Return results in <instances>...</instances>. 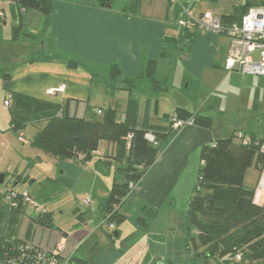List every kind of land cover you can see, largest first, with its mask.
<instances>
[{"label": "crops", "instance_id": "0c3cea01", "mask_svg": "<svg viewBox=\"0 0 264 264\" xmlns=\"http://www.w3.org/2000/svg\"><path fill=\"white\" fill-rule=\"evenodd\" d=\"M115 1H118L116 7ZM182 2L111 0L106 4L100 0H52L50 24L45 33L50 40L49 52L40 55L31 49V33L28 32L29 37L21 38L18 35L17 39H13L14 47L0 56V93L3 101L10 100L6 105L9 129L19 138L21 136L22 143L30 145L31 138L44 125L47 117L68 114L89 118L88 108L104 110L118 102L121 118L130 96L138 101L137 116L140 122L158 125H167V116L176 108L217 120L226 117L228 113L225 111L231 109L228 104L226 109L222 101H236L237 109L240 107L237 99H241V96L247 103L253 86L261 81L260 78L258 75L224 69L229 47L226 35L178 27L175 20ZM244 4L264 7V0H201L194 5V10L197 13L211 12L222 18L231 16L234 8ZM0 14L4 16V12ZM21 47L24 49L21 50ZM148 60L154 61L155 79L165 80L164 86L153 92L149 83L140 81L134 84L130 92L123 79L136 77ZM113 61L120 68L118 82L108 79ZM60 83L66 85L63 93L46 94V89ZM259 95L257 89V102L252 104V109L258 110ZM244 105V110H249L247 104ZM255 116V113H251L247 118L252 120ZM11 124H25V127L17 132L11 128ZM28 126L33 130L25 139L23 135ZM249 127L248 124L241 131L248 139V135L253 134L248 131ZM215 137L212 130L197 125L184 126L179 131L171 132L163 142L155 163L132 188L131 196L149 190L156 193L157 190L169 191L172 188L186 189L187 195H191L200 165V147L214 141ZM111 148L107 142L101 141L91 159L97 158L96 163L89 160L82 164L72 159L52 157L51 170L44 172L48 174L45 178L47 182L44 188L39 189L36 198L41 202L51 199L59 191L64 192L62 186L72 191L86 174L92 179L91 187L94 190L93 184L99 174L96 168L101 163L110 164L104 154ZM23 177L18 181L30 179L29 176ZM254 185V202L261 205L264 202V173L259 177L257 174ZM5 187L9 188L8 184ZM53 187L56 189L51 190ZM100 194L102 197L97 203V215L86 213L83 218L77 216V222L72 225L75 231L70 232L54 229L53 224L51 227L38 224L32 220L28 208H21L20 212L15 213L4 201L8 219L4 231H0V238L28 240L48 250H53L59 243L62 245V264H72L74 255L87 242V259L83 260L86 264H147L150 254L145 244L140 240L124 245L131 236L124 229L110 236L111 239L122 237V246L110 243L105 244L107 251L100 249L98 245L102 243L104 233L99 229L107 227L100 221L98 208L106 194ZM89 196L93 200V191ZM0 208H3L0 209L1 215L5 208ZM87 222L91 223L92 228ZM139 228L135 230V237L139 235ZM43 235L45 238L42 240ZM163 263H166L164 258L155 260V264Z\"/></svg>", "mask_w": 264, "mask_h": 264}, {"label": "trees", "instance_id": "16d2710c", "mask_svg": "<svg viewBox=\"0 0 264 264\" xmlns=\"http://www.w3.org/2000/svg\"><path fill=\"white\" fill-rule=\"evenodd\" d=\"M11 1L17 4L18 10L31 9L40 13L43 16L42 33L47 32L52 0ZM100 2L108 4L111 0ZM249 6L244 4L236 7L231 16L220 19L224 23L238 22ZM2 22L0 14V23ZM18 30L14 28V40L19 35ZM154 72L155 63L148 60L136 77L125 78L123 82L130 92L134 84L140 81L149 83L155 92L164 86L165 80L155 79ZM119 77L120 68L118 63L113 61L110 64L108 79L118 82ZM87 111L89 118L68 114L45 118L44 125L37 129L30 145L51 157L72 159L82 164L92 159L101 141L112 147L104 156L121 164L120 168H116L122 172L123 178L121 182L113 178L108 195L98 204L100 221L107 227L112 224V228L114 223L125 220V215L120 211L121 205L132 188L143 178L146 170L155 163L163 142L171 132L181 129H173L171 117L175 115L182 120L192 117V125L204 129H210L212 124L209 116L188 113L182 108H176L167 116V125L140 122L137 116L138 101L133 96L128 98L121 118L118 102L104 110L95 111L88 108ZM24 127L25 124H11V128L17 132ZM147 134L153 136L155 143L146 138ZM248 136L249 139L241 132H233L230 137L218 138L200 147V165L196 183L188 198L186 217L189 234L186 246H191L192 250L188 264H264V202L261 205L256 204V187L244 184L248 168L253 167L258 177L264 173V138L257 139L253 134ZM10 190L18 194L15 205L6 202L10 210L17 213L21 208H28L34 222L52 226V215L46 206L37 202L45 208V212L28 207L21 199L22 192L11 187L4 188L3 197ZM75 211H78L76 214L79 218H83L87 213L86 210ZM137 225L147 226L142 218L137 221ZM26 241L28 242L0 238V264L10 255L14 245Z\"/></svg>", "mask_w": 264, "mask_h": 264}, {"label": "rangeland", "instance_id": "374dc122", "mask_svg": "<svg viewBox=\"0 0 264 264\" xmlns=\"http://www.w3.org/2000/svg\"><path fill=\"white\" fill-rule=\"evenodd\" d=\"M115 1L114 7H116ZM0 12H4L2 17L3 22L0 23V56L9 52L13 45L14 28H18L19 36H30L31 49L38 54H47L49 52L50 40L42 33L43 16L31 9L22 10L18 13V6L11 0H0ZM30 32V33H28ZM33 37V38H32ZM16 43V42H15ZM19 45V44H18ZM24 49L21 47V50ZM261 81H258L253 86V91L247 103L244 101V96L237 99L239 108H236L237 102L222 101V105L226 109L228 104L231 109L225 111L228 113L226 117H221L217 120H212L210 130L216 136L215 139L230 137L233 132H241L243 128H247L249 124V132H253L255 138H264V76H257ZM259 95L258 110L252 109L253 103L256 104V92ZM95 91V89L93 90ZM227 102V103H225ZM167 103V102H166ZM244 103L247 104L249 110H244ZM169 105V102L167 103ZM235 110V111H234ZM240 113V115H238ZM255 113L257 116L251 120L247 118L249 114ZM242 114L248 115L244 116ZM238 115V116H237ZM235 116V117H234ZM32 127L28 126L23 138H27L31 134ZM242 133V132H241ZM163 146V145H162ZM110 159V160H109ZM105 159L109 163H101L96 170L98 171L97 181L92 189V179L86 176L82 177L76 188L72 191L62 186L64 192L59 191L53 198L41 200L37 199L38 203H42L51 212L53 219V227L63 231H75L72 225L77 222L76 208L80 210H88V215H97V203L101 199L102 194L108 195L113 178L117 182H121L123 178L122 172L117 168L120 163L115 162L113 158ZM52 157L45 155L40 150L30 146L27 142H21V139L9 129V113L5 100L0 93V173L5 174V180L0 184V207H4L5 211L0 215V231H4L7 224L8 212L5 202V195L2 196V191L8 184L9 187L19 192H27L36 199L40 188H44L46 176L45 171L51 170L50 164ZM92 161L98 162V159ZM117 167V168H116ZM30 177L29 180L18 179ZM92 177V176H91ZM90 177V178H91ZM33 180V181H31ZM257 180V172L253 167L248 168L244 177V184L248 187H254ZM182 184V183H181ZM81 187L83 189H81ZM56 187L51 188L55 190ZM93 191V200L90 198V193ZM152 190L143 192L138 195L129 193L125 201L121 205L120 211L124 212L125 220L121 223H114V227H102L100 232L104 233L102 243L99 247L102 251H107L105 244L114 243L117 246L121 245L120 238L111 239L115 231H122L130 234V238L126 239L123 244H129L131 241H140L145 244L146 251H149L150 257L147 264H155V260L166 259L163 264H188V259L192 256V250L186 246L188 241V231L186 226L187 209L189 195L186 189L172 188V190L158 191L155 193ZM187 195V196H186ZM87 196V197H86ZM4 198V200H3ZM40 200V201H39ZM84 200H89V204H85ZM5 201V202H4ZM3 209V208H0ZM143 219L147 226L143 229L137 226V221ZM140 223V222H139ZM91 226V223L87 222ZM137 228L140 229L139 235L135 237ZM84 233L83 231L81 232ZM127 236V235H126ZM45 236H42V240ZM88 243V242H87ZM87 243L81 246L78 252L74 255L72 264H86L83 260L87 259ZM34 245V244H33ZM116 248H119L117 247ZM122 250V249H121ZM126 255V252L124 253ZM123 264V263H122Z\"/></svg>", "mask_w": 264, "mask_h": 264}, {"label": "built area", "instance_id": "2783aa9c", "mask_svg": "<svg viewBox=\"0 0 264 264\" xmlns=\"http://www.w3.org/2000/svg\"><path fill=\"white\" fill-rule=\"evenodd\" d=\"M200 1L183 0L180 10L177 12L175 24L185 30L204 29L226 35L229 38V47L224 59V69L264 76V7L249 6L240 21L224 23L211 12L197 13L194 10V5ZM65 86V83H60L57 86L49 87L46 89V94L63 93ZM5 104H9V99L5 100ZM98 112L100 111L98 110ZM171 119L173 129L193 124L192 117L182 120L173 115ZM146 138L155 143L151 134H147ZM17 196L15 191L10 190L6 192L5 200L11 205H15ZM20 196L28 207L45 212V208L41 207L31 194L22 192ZM84 203L89 204V200H84ZM108 226L112 228V224ZM61 250L62 245L59 243L53 250H48L26 241L23 244L14 245L10 255L1 264H62V261L59 262ZM237 258L240 259V256L237 255Z\"/></svg>", "mask_w": 264, "mask_h": 264}, {"label": "water", "instance_id": "95a60500", "mask_svg": "<svg viewBox=\"0 0 264 264\" xmlns=\"http://www.w3.org/2000/svg\"><path fill=\"white\" fill-rule=\"evenodd\" d=\"M5 180V174L4 173H0V184H2Z\"/></svg>", "mask_w": 264, "mask_h": 264}]
</instances>
